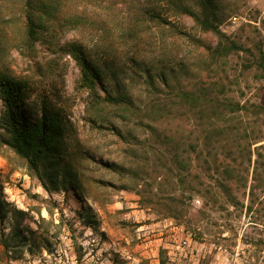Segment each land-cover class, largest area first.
Listing matches in <instances>:
<instances>
[{
    "label": "rangeland",
    "instance_id": "obj_1",
    "mask_svg": "<svg viewBox=\"0 0 264 264\" xmlns=\"http://www.w3.org/2000/svg\"><path fill=\"white\" fill-rule=\"evenodd\" d=\"M23 1L0 0V68L62 113L79 189H46L0 138V238L20 235L7 253L0 241V264H264V109L253 107L264 105V0H217L221 30L245 48L220 58L212 33L168 0H46L54 16L29 49ZM72 41L107 66L100 96L123 88L133 107L90 105ZM201 88L248 109L213 120L179 96ZM216 165L234 168L229 196Z\"/></svg>",
    "mask_w": 264,
    "mask_h": 264
},
{
    "label": "trees",
    "instance_id": "obj_2",
    "mask_svg": "<svg viewBox=\"0 0 264 264\" xmlns=\"http://www.w3.org/2000/svg\"><path fill=\"white\" fill-rule=\"evenodd\" d=\"M168 1H174V5L179 13L189 16L201 31L210 32L216 38L214 46H207V51L212 57L220 58L232 51L245 49L242 44L237 43L221 30L220 25L223 21V16L218 12L219 4L217 0H195L196 9L189 7L182 0ZM54 13L55 5L53 2L46 0L23 1L24 44L27 48L33 47L38 32L44 28L45 22L50 20L54 16ZM150 15L152 17H161L153 11L150 12ZM186 37L193 42L200 41L190 34H186ZM67 49L80 68V86L90 91V105L95 106L100 102H105L111 105L133 107L131 99L123 88H119L116 92L107 89L102 96L97 92V85H102L105 79H107L106 76L108 74L106 70L107 66L105 63H102L103 61L100 60L97 53H93L87 46L77 41L70 42ZM258 49L257 66L262 70L261 75L264 78V48L259 46ZM217 84L213 82L210 86L212 89H215ZM204 88H201L198 92L182 91V95L179 94V96L188 100L187 102L193 108H196L200 103L199 113L205 112L204 114L208 115V112H210L213 120L222 117L226 110L234 112L248 109L244 104L230 100H220L217 96L206 98ZM31 92L32 86L27 77L17 75L8 68H0V102L2 105L0 111L1 142L9 146L18 156L26 161L29 169L45 188L48 187L46 183L48 182L54 190L60 187H62L64 192L70 189L77 190L79 189V184L77 183L78 172L74 164L68 159L70 152L66 138L67 126L65 118L45 98L41 99L38 107L35 103L30 102ZM253 107L256 111L264 109V105L257 104L253 105ZM99 125L102 126L103 124ZM224 129V127H213L208 130V133L221 134ZM261 146H264V144H261ZM256 147L255 159L257 161L259 154L258 145ZM215 169H219L221 175L215 179L216 185L229 196L230 187L225 182V177H231L234 168L226 165H216ZM59 177L61 182L58 181ZM253 177L254 182L255 180L258 182L257 175L254 174ZM177 181L184 182L183 176L180 173L177 175ZM243 185L246 186V179H243ZM254 185L252 184L249 187L251 193H253ZM246 207L251 209L252 204L250 203ZM19 212L21 211L19 210ZM15 237H20V235L15 233L14 236L0 238L6 253L12 247Z\"/></svg>",
    "mask_w": 264,
    "mask_h": 264
},
{
    "label": "built area",
    "instance_id": "obj_3",
    "mask_svg": "<svg viewBox=\"0 0 264 264\" xmlns=\"http://www.w3.org/2000/svg\"><path fill=\"white\" fill-rule=\"evenodd\" d=\"M195 200H196V202H199L198 199H195ZM193 236H194L193 232H191V231H186V232H185V236H184L183 243H185L186 245H188L189 242L193 240Z\"/></svg>",
    "mask_w": 264,
    "mask_h": 264
}]
</instances>
